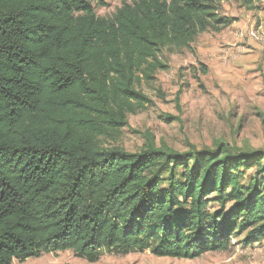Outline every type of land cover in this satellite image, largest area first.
Returning <instances> with one entry per match:
<instances>
[{
  "label": "trees",
  "instance_id": "16d2710c",
  "mask_svg": "<svg viewBox=\"0 0 264 264\" xmlns=\"http://www.w3.org/2000/svg\"><path fill=\"white\" fill-rule=\"evenodd\" d=\"M229 1L135 0L101 18L103 0H0V264L193 260L264 241V154L100 144L150 103L138 86L168 69L164 52L236 22L218 12Z\"/></svg>",
  "mask_w": 264,
  "mask_h": 264
},
{
  "label": "rangeland",
  "instance_id": "374dc122",
  "mask_svg": "<svg viewBox=\"0 0 264 264\" xmlns=\"http://www.w3.org/2000/svg\"><path fill=\"white\" fill-rule=\"evenodd\" d=\"M134 1L103 0L105 5L95 11L98 17L111 18L125 3ZM218 12L236 20V27L233 23L220 33H202L182 52H164L168 69L138 86L150 103L129 116L128 127L117 139L102 138L104 148L139 152L150 135L158 147L181 153L191 146L212 149L222 141L264 154V0L250 7L242 0H231L222 3ZM254 172L244 173L243 184L250 183ZM217 207L211 205L212 209ZM230 211L228 206L226 213ZM231 242L229 251L207 253L193 260L159 258L145 252L104 255L98 262L88 263L68 251L13 264H264V241L250 247L237 239Z\"/></svg>",
  "mask_w": 264,
  "mask_h": 264
},
{
  "label": "crops",
  "instance_id": "0c3cea01",
  "mask_svg": "<svg viewBox=\"0 0 264 264\" xmlns=\"http://www.w3.org/2000/svg\"><path fill=\"white\" fill-rule=\"evenodd\" d=\"M235 25H236V23L233 25V28H235V27H236ZM245 26H246V25H245ZM245 26H244V27H245ZM239 27H240V28H242V27H241V23H240V26H239Z\"/></svg>",
  "mask_w": 264,
  "mask_h": 264
}]
</instances>
